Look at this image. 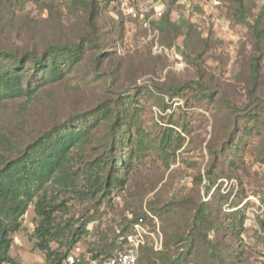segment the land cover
Returning a JSON list of instances; mask_svg holds the SVG:
<instances>
[{"label": "rangeland", "instance_id": "rangeland-1", "mask_svg": "<svg viewBox=\"0 0 264 264\" xmlns=\"http://www.w3.org/2000/svg\"><path fill=\"white\" fill-rule=\"evenodd\" d=\"M156 1L165 6L158 45L131 17L143 0H96V9L88 0H41L24 10L0 0L7 54L85 47L32 100L0 103V151L14 156L104 105L110 117H96L90 139L72 151L69 174L40 193L53 208L57 259L71 253L97 264L141 238L140 264H264V39L259 50L253 32L257 19L264 29V0H242L244 16L236 0ZM116 111L124 114L113 131ZM137 137L142 151L118 170L117 156ZM109 173L121 176L113 188L102 185ZM35 203L11 234L16 264H48L36 246ZM200 206L206 223L195 219Z\"/></svg>", "mask_w": 264, "mask_h": 264}, {"label": "trees", "instance_id": "trees-1", "mask_svg": "<svg viewBox=\"0 0 264 264\" xmlns=\"http://www.w3.org/2000/svg\"><path fill=\"white\" fill-rule=\"evenodd\" d=\"M38 1L41 0H14L15 5L20 10H24L29 3ZM88 1L89 5L93 4V9H96V0ZM236 2L238 3L239 12L244 16L242 0H236ZM134 21L138 22V20ZM160 23H164L163 16L157 22L159 30ZM253 32L256 45L260 50V43L264 39V29L260 27L258 19L253 24ZM84 48L83 44L52 45L40 55L26 51L21 56L7 54L8 52L0 50V103L22 97L27 98V101L32 100L46 81L62 79L63 68L72 69L79 62L84 53ZM111 112L110 108L99 105L90 114L91 118L79 121V126L76 125L75 127L71 122V124L69 123L59 130H48L30 144L21 148L14 156H9L10 154L0 151V264H16L14 258L10 255L12 247L11 234L20 230L19 220L26 214L34 198H36L35 213L38 217L34 236L37 239L36 246L46 254L47 263L61 264L62 260H65L68 254H71L67 253L64 258L57 259L55 251L51 248L53 208L40 193L57 176L69 174L73 149L90 139L91 131L97 128L99 123L96 117L102 116V120H107ZM115 113L113 131H116L117 126L119 127L118 122H121L124 111H116ZM80 125L84 126L80 128ZM171 131V129L166 130L165 135L159 141L161 148H166L169 145L172 137L169 133ZM124 134L129 139V130H126ZM135 134H138V131ZM141 141L140 138H135L127 147V151L117 156V163L120 161L118 170L123 167L128 168V165H131L133 157H136L143 149L140 147ZM234 145V147L241 145V141L239 140ZM231 149L235 148L231 146ZM224 151L225 149L222 150V154ZM119 175L109 173L103 179L102 185L113 188L121 182V176ZM97 182H99V178ZM97 182L96 185L91 186L90 195L95 194ZM144 216L142 214L134 217V227L140 219H143L142 225H144ZM208 217L207 208L200 206L196 211L195 219L206 223ZM261 224L264 231V220L261 221ZM130 237H128V241H130ZM133 249H135L134 245L130 248L118 249L114 253L106 254L97 264L106 261L119 251ZM137 251L139 253V246ZM106 252L107 250L100 251L101 254ZM97 257L99 256H95V258ZM76 264L84 263L79 260ZM92 264H95V262ZM138 264H140L139 254Z\"/></svg>", "mask_w": 264, "mask_h": 264}, {"label": "built area", "instance_id": "built-area-1", "mask_svg": "<svg viewBox=\"0 0 264 264\" xmlns=\"http://www.w3.org/2000/svg\"><path fill=\"white\" fill-rule=\"evenodd\" d=\"M142 1V0H139ZM165 6L156 0H143V3L136 9L130 12L132 19L138 20L144 30L149 33V41H155L158 45V39L160 36V30L157 26V22L162 18ZM143 219L139 220V223L135 226L137 232L142 229ZM132 239V238H131ZM135 243V249L129 251H119L111 256L106 261L100 264H138V244L142 242L141 238H137ZM79 260L75 258L73 254H68L64 260L65 264H74Z\"/></svg>", "mask_w": 264, "mask_h": 264}]
</instances>
